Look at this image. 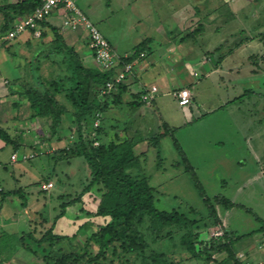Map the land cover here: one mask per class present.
<instances>
[{
	"label": "rangeland",
	"instance_id": "obj_1",
	"mask_svg": "<svg viewBox=\"0 0 264 264\" xmlns=\"http://www.w3.org/2000/svg\"><path fill=\"white\" fill-rule=\"evenodd\" d=\"M15 1L17 0H0V4L6 5ZM77 2L100 31L113 44L118 45L119 51H132L143 41L149 40L147 45L150 46L146 48L147 59L141 61V66L157 60L155 64L148 66L146 71L140 72L141 83L148 88L157 82L159 92L152 102L134 109L126 104L111 105L106 112L97 114L93 123L94 130L101 126L104 130L103 137L106 135L111 137L116 130L122 133V129L126 127L130 138H145L135 147V153L140 155L139 166L128 171L133 174L141 173L140 175L143 174L149 179L150 185L155 189L157 209L166 211L176 209L197 221L193 229L194 233L198 234L196 248L199 249L202 240L206 242L217 233H222V230L216 226H209L207 229L203 227L207 220H211L208 209L176 148V140L194 168L207 196L214 199L218 195H223L237 205L229 210H223L224 208L217 205V213L222 216L221 220H229L231 228L239 235L254 232L236 246L238 252L246 248L252 255L261 251L264 253V231L260 230L264 229V87L261 85L263 78L248 76L241 70L237 80H227L223 86L219 83V75H214L215 77L212 76L210 79L200 77L195 88L194 103L200 108V115L199 109L198 112L193 109V113L188 115L187 111L191 105L181 108L177 98L163 84L175 81L180 72L186 75L184 67L189 68L185 63L172 66V60L167 58V45L163 44L164 35L171 37L170 41L175 49L181 44H190L191 48L194 46V52L188 55L185 62H190L192 67L198 69L201 65L198 63L199 60L212 55L219 58L224 49L226 51L229 49L226 45L224 49L219 48V44L225 40L234 42L250 34L257 42L260 40L264 43V0H225V4L223 0H77ZM211 10H215V13L213 20L209 21L204 16ZM230 10L235 12L237 18H232ZM62 16L54 14L48 19L60 26ZM220 26H223L221 32H216V27ZM251 28L255 30L252 32L250 30L249 34L244 33V30ZM197 29L198 32L193 35L192 32ZM240 30L243 32H239ZM40 32L38 36L34 33L33 37L37 39L43 37L41 29ZM5 36L7 34L1 36L3 39L0 41V47L3 48L0 49V61L9 58L4 49L7 40L9 44L8 42L6 44L13 46L11 51L21 63L22 77L31 81L29 62L33 54L40 48H45L54 37L43 41L33 39L32 42L37 44L35 48L33 46L21 49L19 44L27 36V32L12 40L6 39ZM2 40H5V43L1 44ZM261 48L263 53L257 51L252 58L253 64L250 65L258 70L261 66L264 69V48ZM180 50L179 46L175 51L179 54ZM84 51L89 52L85 45L81 52ZM207 51L212 53L206 55ZM176 52L169 54L175 56ZM245 54L237 52L239 65L245 62L243 65L247 66ZM20 57H27L26 63H23ZM52 59L42 58L39 64V74L46 83L51 78L62 75L60 64L53 63ZM166 64L170 71H175L167 74ZM261 86L263 88L259 91L251 90ZM57 97L60 103L68 108L59 133L51 135L49 127L42 123H38V127L34 128L20 127L18 131L24 133L29 149L26 148L25 153L21 154L19 147L20 156L16 155L18 161L14 163L11 161V152L17 147L14 143H6L7 150L3 151L0 160V186L3 188L8 190L11 186L15 187V173L25 171L29 178L34 177L31 182L35 181L37 184L33 187L35 190L39 188L37 190L44 199L41 201L44 208L32 215L34 225L41 230L38 236L52 225L62 211L61 205L65 198L62 199L61 196L64 194L76 196L91 177L90 168L84 157L72 158L68 155L79 141L78 124L73 115L74 107L66 99L65 93H57ZM132 98V94L129 93L124 100L126 102ZM221 101H224L225 105L219 108ZM207 102L215 108L214 112L206 113L204 105ZM28 115H31V112ZM22 120V123H26V119ZM13 123V117L7 118L0 121V127L15 141ZM164 124L174 131L173 135H164L158 147L151 146V137L162 134L165 131ZM30 129L34 132L27 135ZM83 130L88 137L89 129L86 127L85 131L84 127ZM95 133L93 131L89 137L94 138ZM98 144L99 141H96L95 145ZM43 185H47V189ZM97 187L94 186L86 193L81 202L67 206L66 215L58 219L55 232L68 235L76 233L84 222L88 220L92 222L88 229H82L78 233V237L72 240L73 244L63 242L59 245L64 249L72 245L83 247L87 238L98 230V226L108 221L80 212L82 208L92 213L98 210L101 193ZM78 216L80 217L77 218ZM140 230L148 246L144 252L130 256L128 258L130 263L126 264H148L144 262L143 256L150 257L155 250L167 253V263L174 261L176 264H207L205 261L192 258L182 246L184 233L182 228L169 227L158 234L152 226L151 219L147 217L140 225ZM91 249L96 251L97 245L92 243ZM24 252L27 254L25 258L31 260L33 264H43L31 253L25 250ZM111 259L113 256L110 254L104 263L119 264L118 261L112 263Z\"/></svg>",
	"mask_w": 264,
	"mask_h": 264
},
{
	"label": "trees",
	"instance_id": "obj_2",
	"mask_svg": "<svg viewBox=\"0 0 264 264\" xmlns=\"http://www.w3.org/2000/svg\"><path fill=\"white\" fill-rule=\"evenodd\" d=\"M40 4L41 0H18L15 3L0 5V13L4 16L0 37L6 35L21 18L31 14ZM39 27L42 30L43 37L41 39L47 36L46 28L52 31L54 38L49 44H46L45 48H40L33 54V58L29 62V69L32 72L31 81L21 77L12 85L10 84L11 88L20 98L29 103L30 117L39 119L49 127L51 135L59 133L63 124V116L68 112V108L62 105L57 97V93H65L66 99L74 107L73 115L78 124L79 134V141L74 148H70L68 155H71L72 158L84 157L90 168L91 177L76 196L68 194L61 196L62 199L65 198L61 205L62 211L52 225L40 236H38L41 232L40 228L34 225L33 221L35 222V220H30L28 233L18 239L21 248L34 255L43 264H105L104 262L110 254L113 256V259L110 260L112 263L118 261L119 264H126L130 263L128 260L130 256L144 252L148 246L146 238L140 230V225L149 217L158 234L169 227L182 228L184 230L182 246L194 259L205 261L207 264H249L239 256L236 246L254 232L239 235L224 226L217 213V205L226 210L237 205L223 195H218L214 199L207 196L194 168L176 140V148L208 209L211 220H207L203 227L207 229L209 226H216L222 230L221 235L212 236L206 242L202 240L199 249L196 248L198 234H195L193 229L197 221L188 218L186 213L176 209L172 211L157 209L155 189L150 185L149 179L143 174L140 175L141 173L133 174L128 171L130 168L139 166L140 155L135 153V147L145 138H130L127 135L126 127L122 129V133L115 129L116 132L111 137L109 135L103 137L104 130L101 126L95 130L93 128L97 114L106 112L111 105L126 104L134 109L147 103L142 99V95L149 91L147 88L133 93L132 100L125 102L124 97L129 92L126 80L109 92L103 93L102 91L105 89L106 83L113 80L126 63H132L134 60L146 56L144 51L149 40H145L140 46L135 47L130 55L120 56L119 64L115 67L105 69L96 62L98 64L96 68L84 63L80 53L66 42L60 28L51 25L48 18L40 21ZM27 32L33 37L34 30ZM197 32L198 29L192 34ZM103 36L108 40L104 34ZM2 41L1 44L8 42L7 40ZM6 43L4 47L9 49V42ZM109 43L113 48L110 41ZM141 53H144L145 56L140 57ZM42 58H53V63L60 64L63 76L51 78L46 83L39 74V64ZM13 85L16 86L15 89ZM84 127L85 131L86 127L89 129V136L93 131L96 132L94 138L85 136ZM164 127L165 131L162 134L151 137V146L158 147L161 137L167 134L173 135L174 131L167 124H164ZM0 138L6 143H13L9 133L2 127H0ZM96 141H99L98 145H95ZM65 151L63 150V152ZM96 185L101 193L98 210L92 213L82 208L80 212L95 216V218L102 217L108 221L98 226V230L87 238L83 247L72 245L70 248L64 249L59 245L63 242L73 244L72 240L78 237V233L82 229H88L92 222L89 220L84 222L78 227L76 233L68 235L55 232L58 219L66 215L67 206H74L81 202L83 196ZM12 195L20 196L22 206L27 208L24 190L7 192L5 197ZM260 230L264 231V229ZM3 235L0 238L1 246H13V239L5 233ZM92 243L97 245L96 251L91 249ZM143 258L144 262L146 261L148 264H176L174 261L167 263V253L164 251L155 250L153 255L150 257L145 255Z\"/></svg>",
	"mask_w": 264,
	"mask_h": 264
},
{
	"label": "crops",
	"instance_id": "obj_3",
	"mask_svg": "<svg viewBox=\"0 0 264 264\" xmlns=\"http://www.w3.org/2000/svg\"><path fill=\"white\" fill-rule=\"evenodd\" d=\"M17 1H15V2H17ZM224 1L225 0H223V2ZM15 2H12V3H15ZM224 4H225V2H224ZM214 11L211 10L209 13H207L204 16V18L205 17L208 18L209 21H210V19L213 20V15L215 13ZM230 12L232 13L233 19L237 18L234 11L230 10ZM57 16H62V18H63L60 26L53 24L49 19H48V22L51 25L60 28L61 33L64 35L66 42L69 45L76 48V50L80 53L81 57L83 58V61L85 64H87L88 66L97 68L98 64L96 63L95 58H94V54L88 45L87 32L85 30H81V29L75 31V30L64 27L63 26L64 14L62 11L58 12ZM181 20H182V18H181ZM235 21H237V19H235ZM3 22H4V16L2 13H0V28L3 24ZM191 22H193V21L191 20ZM221 28H223V26H220L218 28L216 27V29H217L216 32L222 30ZM204 30L202 32H204ZM250 30L252 32L253 30H255V28L253 30H252V28L247 30V31L244 30V33L249 34ZM46 31H47V36L44 37L42 39V41L46 40V39L51 40L53 38V33H50L52 31L50 29H47V28H46ZM239 32H243V31L240 30ZM33 39H37V38L32 37V35L29 32H27V36L24 37V40H21L19 47L21 49H25V48H31L34 46V48H35L37 44H34L32 42ZM37 40L41 41V38L40 39L38 38ZM108 40L111 42V40L109 38H108ZM170 40H171V37H168L167 35L163 36V42H164L163 44L167 45L166 46L167 58L172 60L171 61L172 66L176 67L177 65H180L181 63H185L186 65H189V68L184 65L185 66L184 68L187 72L186 75H185V73L180 72L179 76L178 75L176 76L175 81L170 82V83L165 82L163 84H165V86L171 90V92L177 98V100H179L178 96L176 94L178 91L183 90V89H187L190 91L191 102L189 103V105H191V108H189L187 111L188 115H191L193 113V109H195L197 112L199 109L198 115H200V108L194 103H195V88L197 85V81L201 78L202 79H210L214 75H219V77H218L219 83L223 84V86H224L227 80H231V81L237 80V78L240 77V75H241V72H242L241 70H244L248 76L262 77L263 81H262L261 85L264 87V72H263L264 69L261 66V69H260L261 71H260V70L255 69V68L250 66L253 64L252 58L257 53V51L260 50V52H262L261 47L264 48V43H262V41H260V40H258V42H257L256 39H253V37H251L250 34H249V36L240 37L238 40H236L234 42H229V40H225L224 42H221L219 44L220 49H224V47H225L224 45H226L227 48H229V49L227 51H226V49H224V53L221 54V56L219 58H215L212 55V57L207 56L208 58L204 57L203 60H199L198 63L200 62L199 64H201V65H200V67L198 66L199 67L198 69H196L195 67H192L191 66L192 64L190 62H185L186 61L185 59L188 58V55L190 53L194 52V46H193V48H191L192 46H190V44L189 45H185V44L177 45L176 49L179 46L181 49L180 53L178 54L175 51L176 49L173 46L172 41H170ZM150 42H151V39H150ZM111 44L113 46L114 51L116 52L117 55H119V57L120 56L126 57V56L130 55L132 52V51L121 52L118 49V45H115L112 42H111ZM84 45H85L86 49L89 50V52H85V51L83 53L81 52ZM8 46H9V49H7L5 47H4V49L7 51L9 58L4 59L2 62L0 61V112L1 111L3 112V113H0V121H5L7 118H11V117H13V119H14V123L12 125V128L14 129V134H15L16 140L13 141V143L15 144L17 149L14 150L13 152H11V161L15 163L18 161V159L15 160L12 158V156H13V154L20 156L18 148L20 147V149L22 151V152H20L21 154L25 153L26 148L29 149L27 141L25 140V136H23L24 133L21 134L18 131V129L20 127L27 128V126L29 128L38 127L37 124L38 123L40 124L42 122L37 118L32 119L30 117V115H28V113L30 112L29 103L26 100L20 98L19 95L16 92H13V90L11 88L12 83L22 77V74H21V71H22L21 67L22 66L18 60V57L14 56L13 52L11 51L13 46H11V44ZM147 46L148 47H146V48H149L150 45H147ZM2 48L3 47H0V49H2ZM249 49L250 50L252 49V50L248 51ZM144 52L146 53V56L144 58L136 59L132 62L134 65V71L132 74H130L128 76V78L126 80V83L129 85L128 86L129 92L127 94H129V93L133 94L135 92L141 91V89H143V88H147L150 90L153 86H156L158 89L157 93L159 92V87L157 85V82H156V84L154 83L152 85V87H150V88H148L146 85L141 83L142 79L140 77V75H141L140 72H142L143 70L146 71L148 66L153 65L157 62V60H153V61H149V62H147V64L141 66V61L143 59H147V55H148L147 50H145ZM172 52H176V54H174L175 56L169 54ZM237 52H240V53L242 52V54L246 53L245 56L247 58V60H246L247 61L246 63H248L247 66L243 65L245 62L242 63V65L238 64L239 62L236 58ZM248 52L250 54H248ZM211 53L212 52L207 51L206 55H210ZM176 56L179 58H176ZM27 57H24V58L20 57V60L23 63H26ZM263 59H264V56H263ZM168 67L169 66H167V64H166L165 65V71L167 74H170V73H172V71H175V70L170 71ZM244 67H246V68H244ZM262 86L257 87L256 90L255 89L253 90L251 88L250 89L255 92V91H259L260 88H263ZM13 88L15 89L16 86L13 85ZM178 104H179V101H178ZM189 105L181 106L179 104V106L181 108H184V107L189 106ZM210 105L211 104L209 102L205 103L204 106L206 107V109H205L206 113L214 112L215 108H212ZM224 105H225L224 101H221V104L218 105V107L221 108ZM218 107H216V108H218ZM25 116H26V118H24ZM22 119H26V123H24V122L22 123V121H23ZM42 125H43V123H42ZM28 132L29 133L27 135L31 134L34 131L30 129V131H28ZM5 145H6V142L2 138H0V160L2 159L1 154L3 153V151L7 150ZM25 173L26 172L23 171V172H19V174H16V173L14 174L15 187L11 186L7 190V189L0 186V238H2V236H4L3 234L5 233L13 239V242H12L13 246L12 245H10V246L5 245L3 247V246H1V243H0V264H25V263L26 264H33V262L31 260L25 258L27 255L26 252H24L25 256H23L24 255V253H23L24 249L21 248V246L19 245L18 239L20 237H22L23 235L28 233V231L30 229V220L31 219L33 220L32 214L37 213L39 210L44 208V205L41 202L44 199L41 197V193L37 190L39 188H37L35 190V188L33 187L35 184H37V183H35V181L31 182L32 181L31 179H33L34 177L29 178L28 174L26 175ZM19 189L24 190L26 193L25 198H26V202H27V208H24L22 206V199L20 198V196L12 195V196L5 197V194L7 192L16 191ZM223 210H226V209H223ZM217 212H218V210H217ZM219 216H220V214H219ZM220 217L222 218V216H220ZM222 222L227 229L234 231L231 228L229 220H222ZM0 241H1V239H0ZM257 251H259V250H257ZM238 254L240 257H242L243 260H245V262H248L249 264H258V262L262 258H264V253L262 251L256 252L255 254L252 255L251 253L249 254V251H247L246 248L244 250H242V252H239ZM23 257L25 258V260L22 259ZM22 261H25V263Z\"/></svg>",
	"mask_w": 264,
	"mask_h": 264
},
{
	"label": "built area",
	"instance_id": "obj_4",
	"mask_svg": "<svg viewBox=\"0 0 264 264\" xmlns=\"http://www.w3.org/2000/svg\"><path fill=\"white\" fill-rule=\"evenodd\" d=\"M62 11L64 14L63 26L72 30L83 29L88 35V45L95 56L96 62L105 69H110L119 64V56L111 47L109 41L103 36L97 25L90 19V17L82 10L77 0H41V4L29 15L17 22L14 27L5 36L6 39L12 40L24 32L34 30L35 35H40V21L57 14ZM3 39L0 37V41ZM145 54L141 53L140 57ZM134 71L133 63H126L124 67L117 73L113 80L106 83L103 93L109 92L116 88L120 83L124 82L130 74ZM157 87L153 86L149 91L142 95V99L150 103L157 94ZM178 101L181 106L189 105L191 102V93L187 89L178 91ZM16 154L13 159H16ZM27 158L26 156H23ZM51 185V184H50ZM47 189V185H43ZM219 232L216 235H221ZM258 264H264L261 260Z\"/></svg>",
	"mask_w": 264,
	"mask_h": 264
}]
</instances>
